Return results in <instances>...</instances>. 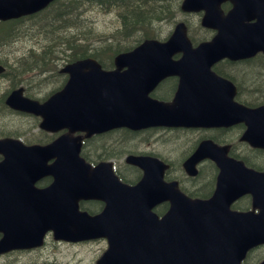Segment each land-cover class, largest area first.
<instances>
[{
    "label": "flooded vegetation",
    "instance_id": "1",
    "mask_svg": "<svg viewBox=\"0 0 264 264\" xmlns=\"http://www.w3.org/2000/svg\"><path fill=\"white\" fill-rule=\"evenodd\" d=\"M220 4L223 13H227L234 5L232 0H222ZM12 21L14 20L7 19L4 22ZM1 22L0 28L3 25ZM4 25L9 26L10 24ZM8 30L0 31V63L6 67L4 71L0 72V78L13 74L10 76V81H14L17 72L29 70L27 67L21 68L24 58L26 60L29 56L17 60L21 55L17 54V50L12 47L17 41L16 27L10 26ZM208 30L211 35L203 38L195 37L192 40L193 43L211 39L215 30ZM7 45L10 47L9 51H5ZM12 56L15 59L11 61L15 64L19 62L18 65L14 66L10 62L4 61L10 60ZM173 56L175 59H179L183 53L175 52ZM66 60L67 58H65ZM256 60L264 61V52L258 51L238 59L222 58L212 64L211 70L213 74L217 75L212 78L230 88L234 94V100L243 102L250 107L264 105V86L259 93L249 94L251 92L246 88V79L237 71L238 68L247 66L243 70L249 72L251 67L247 64L254 63ZM208 74L209 72H207ZM66 75L67 73L61 71L58 73L61 82L67 80ZM31 76L26 77L23 93L44 101L51 91L41 95L30 91L29 86L33 82ZM178 83V75H166L161 78L151 95L164 101H172L178 89ZM16 87L12 83L0 91V138H21L25 143L31 144L48 143L60 136L68 137L72 144L75 142L81 144L80 153L92 164L91 178L98 187H113L114 183H117L115 175L122 182L135 183L146 174V183L153 188L154 180L161 178L167 182L165 185L169 188H175V183H178L179 187L189 196L207 198L213 194L220 172L217 161L204 155L205 147L209 144L220 146L217 150L218 155L243 159L247 165L257 171L264 172V145L251 144L242 138L246 129L243 122L220 126L143 125L137 129L117 125L90 133L82 129L71 130L69 127L49 130L41 127L42 118L35 116L30 111H20L7 104V97ZM14 115L22 116L27 125L25 127L12 125L6 128L4 124ZM125 132L132 134L126 137ZM153 143L156 144L153 145ZM139 146L140 148H137ZM198 150L202 157L196 161L195 165L188 168L186 160ZM74 151L75 149L65 148V141L62 142L61 148L47 150L25 149L17 145L9 149L0 148V239L6 230L16 233L24 225L16 219L14 213H3V210L10 209L12 211L20 197H22L20 200L22 203L34 202V204L42 206V213L36 215L35 227L27 229V232L38 235L45 231L39 245L13 249V251H6L7 253L0 252V264H12V261L17 259V256H14V253L17 252H29L33 255L27 264H63V245L67 241L57 235L60 232L59 220L65 218L66 211L71 210L74 204L70 197L72 190L66 191V182L67 179L86 177L82 174L72 176L71 174L80 167L72 164L66 165V155L70 156L69 162L76 161L72 159ZM7 155L11 156L10 164H2L1 162ZM130 155L137 158H130ZM173 156L176 158H171ZM120 181L118 182L119 187ZM261 197H264V177L259 180V187L254 194L241 195L234 201L232 207L237 209L252 208L255 201L259 202ZM121 201L124 204H119ZM175 201L177 198L172 197L170 193L158 199L149 197L138 200L141 203H152L149 209L159 217L171 209L177 210V207H172ZM110 202L113 203L109 207L113 212L110 217L113 215L117 217L120 213L125 216L129 214L131 208L126 198L112 197ZM3 205H11V207L3 209ZM79 206L94 215L105 210L107 200L100 196L80 198ZM259 210V206H256L255 211ZM95 240L100 239H85L81 243ZM11 256L12 259H4L3 263L1 262L3 257Z\"/></svg>",
    "mask_w": 264,
    "mask_h": 264
},
{
    "label": "water",
    "instance_id": "2",
    "mask_svg": "<svg viewBox=\"0 0 264 264\" xmlns=\"http://www.w3.org/2000/svg\"><path fill=\"white\" fill-rule=\"evenodd\" d=\"M50 1L0 0V17L32 13L43 8ZM220 1L222 0H183L182 2L184 10L206 8L208 12L204 15L202 23L219 27L218 33L211 42L202 43L195 51H192L195 56L194 59L201 60L205 64L226 54L245 55L260 48L264 49V0H232L234 8L230 15L233 18L235 16L236 27L241 30V44L238 41L235 42L233 33L229 38V35H226L224 29L215 21L219 12L212 9L219 5ZM253 18H256V21L249 22ZM184 26L183 23H179L171 37L182 36L184 43L188 44L186 27ZM170 42L159 43L154 40H147L134 50L120 54L116 58L118 67L128 63V69L123 73L116 72V70L102 71L99 63L91 57L74 62L69 68L71 72L69 82L63 90L57 92L50 99L52 102L48 106L50 108L49 115L58 119L68 117L71 119L73 111L75 113L81 112L82 116L84 115L82 112L87 111V115L91 117L97 113L100 106L103 109L108 106L113 117L111 124L151 123L155 120L146 119L176 116V113L178 115H193L191 121L198 123L197 115L204 117V119L207 118L209 113L205 111L206 107H228L227 92L211 90L210 95L206 99L204 98L202 90L208 68L206 65L201 67L192 61L183 63L182 67L186 77L182 79L180 89H184L190 94L191 97L187 103H182L184 96L182 93L179 103L175 106H161L145 98L144 91L147 82L151 80L160 67L166 54L165 48ZM86 65L89 67L88 71L85 70ZM94 79L103 80L109 89H92L89 98H85L81 88L82 95L79 97L78 86L83 87ZM137 82H139L138 87H136ZM132 85L135 88L133 93L130 91ZM147 93L148 91H145V94ZM125 98L129 100V104L124 108L120 106V102L126 100ZM80 101L81 103H79ZM210 116L215 117L218 121L243 119L252 126H264V112L257 113L242 106H238L235 116L229 118L220 114ZM253 118H256V121ZM209 122L212 121L209 120ZM221 165L222 173L235 171V175L256 174L238 161H228V163H221ZM222 188L225 189L219 184L214 198H211L210 201L211 207L218 208L216 215H211L206 220L202 217L195 219L189 233L182 230L173 231L171 227L144 215L141 219V228L144 231L140 233V236L143 237V245L146 248V264H172L170 250H152L160 246L174 248V238L178 250H181L179 256H184V261H179V264H241V260L251 246L264 242V226L261 225L264 223V206L259 217L255 216L252 211L237 212L229 209V202L239 195V193H232V191L238 189L241 192L252 191L253 184L251 181H248L244 175L242 178L233 176L228 195H223ZM129 196H137V193L135 190H130ZM221 198L227 199L226 203H215ZM29 212V207L19 210V213ZM33 222L34 218L31 219V223ZM134 222V219H130L131 228ZM224 238L225 242H223ZM207 239H209L208 244ZM134 253L137 254L138 251L131 250V254ZM130 258L134 262V258ZM259 264H264V260Z\"/></svg>",
    "mask_w": 264,
    "mask_h": 264
},
{
    "label": "rangeland",
    "instance_id": "3",
    "mask_svg": "<svg viewBox=\"0 0 264 264\" xmlns=\"http://www.w3.org/2000/svg\"><path fill=\"white\" fill-rule=\"evenodd\" d=\"M63 1L66 0H61L59 3L51 6L48 10L30 16L24 19L23 22L17 24V29L15 31V34H17L15 35L17 41L16 44L12 46L17 50V54L21 55L18 58L16 57L17 60L24 57L27 58L30 53L28 51L30 50L34 53H40L45 45L50 44L51 50L48 52L49 61L44 63V70L39 67L40 65L36 64L37 69H32L16 76V79H14V81H10V76H13L12 72V75H7L0 78V91L4 90L8 85L12 83L18 84L22 79L30 75H32L31 79L33 80V82L30 84L29 90L35 92L36 94H44L47 91L58 87L62 83L58 76H54L53 72L58 71L59 68L62 67L66 62L65 58L67 57V55L63 44L66 37L61 38L60 36L62 35L58 31L64 19L74 21V26L78 25L81 20L84 22H89L92 30H94L95 33L101 35L99 37V40H103L104 37H107L108 40H114V37L124 36L121 35L123 34V29L122 21L119 16L120 11L118 9V6H111L110 4L99 5V2L96 1L94 5H92V3L89 4L87 6V9H81L77 8V5L74 4L71 7V11L67 8L60 9L61 11L58 10L59 14L56 15L57 8L61 6V2ZM142 1L145 5H150L152 4V2H154L155 4V1L153 0ZM179 17H184V14L179 13ZM191 23L193 28H195L197 22L192 21ZM172 26L173 23H170L169 20H163L160 22L151 21L147 25L142 26V28L145 31L148 28L150 29V31L154 32L162 30L165 33L169 31ZM8 29L9 26L2 25L0 31L4 32ZM82 30V26L80 25L77 30L73 31V33L77 34L76 36L79 37ZM163 32L160 33V35L163 34ZM128 41H132V36H130ZM9 48L10 47L7 45L5 51H9ZM12 59L15 58L12 56L10 60L4 61L10 62L14 66L19 64V62H17L16 64L13 63L11 61ZM106 60L109 61L108 58H106ZM34 88H36V90H34ZM12 125L25 127L27 125V122L23 120L22 116L14 115L6 122V124H4L6 128H9ZM155 144L156 143H153V145ZM132 146L133 145L131 144V147ZM137 148H140V146ZM171 158L175 159L176 157L173 156ZM104 246L105 242L102 240L87 243V245L85 244L84 246L66 243L63 245V264H97L96 260L104 250ZM261 249L264 250V247H262ZM259 254L262 253L260 250H257L252 255L256 257ZM14 256H17V259L13 260L12 264H23L26 263L29 259L33 258V255L29 252H20ZM4 259L10 260L12 259V256L4 257L3 259H1L2 263Z\"/></svg>",
    "mask_w": 264,
    "mask_h": 264
},
{
    "label": "trees",
    "instance_id": "4",
    "mask_svg": "<svg viewBox=\"0 0 264 264\" xmlns=\"http://www.w3.org/2000/svg\"><path fill=\"white\" fill-rule=\"evenodd\" d=\"M57 1L58 0H55L53 4ZM96 1L99 2V5L110 4L112 6L119 7V16L122 21L123 29V34L121 35L124 36L114 37V40H108L107 37H104L103 40H99L101 35L95 33L94 30H92L89 22H84L80 19L81 21L78 23V25L74 26V21L64 19L58 31L62 35L60 36L61 38L66 37L63 44L66 50V58L70 60L86 55H94L102 61L104 59L106 60V58L110 59V57H112L116 51L132 46L143 36L160 35V33L163 32L162 30L154 32L147 28L145 31L142 26L147 25L151 21L160 22L163 20H169V22L172 23L177 17L180 9L179 0H157L155 4L152 2L154 5L150 4L151 6L145 5L142 0H69L67 2H62L61 6L57 8L56 15L59 14L58 10L60 9L67 8L71 11V7L74 5V3L77 4V8H80L81 6V9H87L89 4L92 3V5H94ZM23 19L24 18L16 19L12 22H7L4 24L10 23L9 27L12 26L17 28V24L23 22ZM80 25L82 26L83 30L80 32V36L77 37V34H74L73 31L77 30ZM195 32L201 35L205 33V29L197 24L195 25ZM130 36H132L131 42L128 41ZM50 50V44L45 45L40 53H34L30 50L31 55L26 60L24 58L21 68H28L32 65L39 64V62L48 61V52ZM247 65L251 67L249 72H245L243 70L247 66L240 67L237 69V71L246 79V88L251 92L249 94L255 95L257 92L259 93L261 88L264 86V71H261L264 69V61L259 62L256 60L254 63ZM125 133L126 137H129L132 134L127 132Z\"/></svg>",
    "mask_w": 264,
    "mask_h": 264
}]
</instances>
